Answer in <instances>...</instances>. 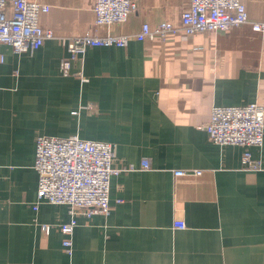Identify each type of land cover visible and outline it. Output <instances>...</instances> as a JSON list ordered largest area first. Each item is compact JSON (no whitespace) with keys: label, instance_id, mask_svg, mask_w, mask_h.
Listing matches in <instances>:
<instances>
[{"label":"crops","instance_id":"obj_1","mask_svg":"<svg viewBox=\"0 0 264 264\" xmlns=\"http://www.w3.org/2000/svg\"><path fill=\"white\" fill-rule=\"evenodd\" d=\"M41 2L50 10L39 23L55 37L25 53L0 43V264H264V144L250 147L260 168L246 169L245 147L200 127L214 105H264V34L244 24L88 47L73 62L79 74L65 76L62 37L178 24L189 0H140L111 27L95 25L92 0ZM244 2L264 20V0ZM38 135L115 146L111 211L77 215L71 252L58 226L69 206L38 203Z\"/></svg>","mask_w":264,"mask_h":264},{"label":"built area","instance_id":"obj_2","mask_svg":"<svg viewBox=\"0 0 264 264\" xmlns=\"http://www.w3.org/2000/svg\"><path fill=\"white\" fill-rule=\"evenodd\" d=\"M95 25L111 27L125 24L137 11L140 0H92ZM50 10L41 0H0V43L13 47L16 53L33 52L47 39L54 38L51 29L42 27L40 15ZM250 24L264 34V20L251 19L244 0H189L180 16V22L164 20L156 25L144 22L136 33L99 34L88 30L80 36L62 37L69 56L61 60L63 75H76L74 60L84 56L88 47L126 46L132 39L140 41L162 38L183 32L187 35L205 32H226L234 27ZM0 62H5L0 53ZM83 78V77H82ZM87 81V77L83 78ZM211 140L219 145L245 147L242 162L246 169L257 170L260 164L252 157L250 147L264 144V105L258 101L244 105H214L210 119L200 126ZM34 168L38 173V203L65 204L72 212L71 220L60 223L59 229L67 235L63 244L71 252V234L77 225V215H108L111 211V180L120 172L114 166V144L78 136L58 137L38 135L36 138ZM143 166L150 167L148 160ZM176 175L187 174L176 171ZM201 172L196 171L195 174ZM38 203L34 206L38 209ZM176 228H185L184 221H176ZM50 233L52 225L43 224Z\"/></svg>","mask_w":264,"mask_h":264},{"label":"water","instance_id":"obj_3","mask_svg":"<svg viewBox=\"0 0 264 264\" xmlns=\"http://www.w3.org/2000/svg\"><path fill=\"white\" fill-rule=\"evenodd\" d=\"M73 66V65H72Z\"/></svg>","mask_w":264,"mask_h":264}]
</instances>
